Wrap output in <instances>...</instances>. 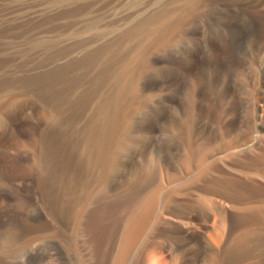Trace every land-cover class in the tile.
Masks as SVG:
<instances>
[{
	"label": "rangeland",
	"instance_id": "rangeland-1",
	"mask_svg": "<svg viewBox=\"0 0 264 264\" xmlns=\"http://www.w3.org/2000/svg\"><path fill=\"white\" fill-rule=\"evenodd\" d=\"M200 2L193 10L185 0H0V264L41 255L113 264L122 232L113 227L157 183L162 202L140 222L132 264L150 252L166 264H264V179L255 176L264 170V0ZM170 13L193 15L181 27L185 42L166 51L162 36L146 31L160 32ZM125 64L134 65L135 114L109 160L113 170L96 181L77 155L70 167L65 159ZM84 94L98 95L80 103ZM188 141L213 150L202 180H194L200 168L177 172ZM165 167L178 175L167 178ZM70 199L84 203L80 215ZM237 203L262 213L243 216ZM29 224L46 228L30 234Z\"/></svg>",
	"mask_w": 264,
	"mask_h": 264
},
{
	"label": "bare ground",
	"instance_id": "bare-ground-1",
	"mask_svg": "<svg viewBox=\"0 0 264 264\" xmlns=\"http://www.w3.org/2000/svg\"><path fill=\"white\" fill-rule=\"evenodd\" d=\"M191 1L192 0H185V2L187 4L189 3L190 5H192L191 7H196V8H192L193 10L198 9V7L200 6V3H201L200 0H196L192 4H191ZM192 15H191V18H192ZM189 16L190 15L188 14L187 16L186 15H181V17L180 16L179 17H176L174 15H171V13H170V16L167 17V20H169V22L168 21H165L161 25V27L163 29L160 32L146 31V34H148V35L151 34V33L160 34L162 36V37L161 36L160 37L163 38V42H164V45H161V46H163V47L165 46V50L166 51L179 48L181 46V44L183 42H185L184 38L182 37V34L183 33L181 31L182 30L181 27L186 22H187V24L190 22V19L191 18ZM172 19L176 20V22H175L176 24H174V23L171 24L170 23V21ZM151 21H152V19H151ZM173 25H174V27H176V26L178 28L180 27V30H175L174 28L172 29L171 26H173ZM219 34H220L219 33V30L216 31L214 38L215 39L220 38L219 37L220 36ZM176 35H178L177 38H175ZM156 36H158V35H156ZM145 59L147 60L146 57H145ZM138 62L140 63V61H138ZM144 66L145 67L147 66L146 61L145 62L144 61L141 62L139 64V66H138V69H140V67H144ZM133 70H134V65L133 64H125V65L122 66V70L120 72L114 73V75L112 74L113 75L112 82H114L115 88L113 87V90L112 91L110 90L111 92L109 91L108 92L109 94H107V95H105L103 97L98 96V97H100V99H98V104H97V107H96V110H95V114H94L95 115V118L93 117V119H94V120L92 119L93 120V123L91 122V124L88 125L89 128H87V130H86L87 131V137H85V140H82L83 142H81L79 144L76 143V144L73 145L74 146L73 147V152L74 153L73 152H71V153L68 152L67 153L65 162L67 163V165H69V167L71 166V163H72V161L75 158V155H77L78 156V160H79L78 163L80 165V169L83 171L84 169H86L88 167L87 170H90L93 173V177H94V179H96V181H98L100 178H102L101 172H103L104 170L105 171H112L113 170V167L110 166V164H109L110 163L109 160L111 158H113L114 155L116 156L118 154V148L121 147V138H122V136H126L127 135L126 132L122 133V129H123L124 126L130 124V122H131V120L133 118L132 116L135 114V110L131 109V107H132V104H134L133 103L134 102V99L137 97V92H138L137 89H138V87L136 86V84L134 83V80H133L134 79L133 78ZM101 83H102V81H100V83H98V84H101ZM97 95L98 94H96V95L94 94V95H91V97H97ZM91 97L88 96V95H86V94H84L81 97H79V102L80 103H83V102H85L86 100H88ZM128 106H129V109L130 110H128ZM61 147L64 148V150H69L70 145L68 143H66V144L61 145ZM177 147H179V146H177ZM168 153H169L170 160H173L176 154H174V151H173V148H172V144L168 147ZM181 156L179 157V159L181 160V163H182L183 167L181 166L180 169H177V172L179 174H181V172L187 173L188 171H191V170L194 171V169L197 170V169L200 168L201 169V172L199 174H197V175L194 176L195 177L194 180L195 181H197L198 179L199 180H202V179H204L207 176L208 170L206 169V165L210 164L213 161V150L204 149V148L201 149L200 146H196V144L194 145V143L188 141V144H187V147H186V150H185V154H184V156L183 155H181ZM260 158H263V157H260ZM153 160H154V158H153ZM156 163H158V162H156ZM215 166H217V165H215ZM205 169H206V171H205ZM78 173L79 174L77 176L80 177L81 176L80 171ZM178 173L177 174H174V173L171 172L170 169H168L166 167L164 169V174L167 175V178L170 177L169 179H171V177H176L178 175ZM150 175H152V167L149 165L148 171L146 173V176L149 177V178H147V177L146 178L149 179V180H150ZM255 176H258V177H261V178L264 179V170L259 171L257 174H255ZM155 178L156 177H154L152 179L154 180ZM209 178H207V179H209ZM250 179H251V177H250ZM172 180H173V178H172ZM221 180L225 181L223 178ZM251 181L252 180H250L248 182H251ZM201 182H204V181H201ZM206 182H207V180H206ZM154 183H156V181ZM240 183H241V181H240ZM254 183H255V181H254ZM251 184L248 183V185H251ZM255 184H257V182ZM70 185H71L70 188L73 187L74 185H76V180L75 181H72L70 183ZM240 186H239V188H242L244 185H242V187H240ZM246 186H244V187H246ZM256 186L259 187V184L256 185ZM137 187L135 186V188H137ZM232 187L234 188V186H232ZM142 188H145V186L142 187ZM145 189H148V188H145ZM161 189H162V185L160 183H157L156 186L153 188V190L151 189V191H149V192L147 190L148 193H146L145 195H143V196H141V197H139V198L136 199L137 200V205H136V203H135L136 206L134 205L136 207V211L134 213H132L128 217L127 222L122 226V228H120V225L119 226L117 225V226L113 227V230L114 231H117V230H120V229L122 230L121 235L119 237V241H118V244H119L118 247L120 248V251L117 253L118 255H116L115 257H113V264H132L135 261V260L133 261V257L132 258H129V253L128 252H130V250H131L130 248L134 245L133 243L135 242V239L138 238L137 236L140 235V234L138 235V233L141 230L140 227H141V224H142L140 222L142 220L144 221V219L148 218V216L152 213V211L157 207V204L160 205V201L162 199L161 198ZM241 192L242 193L243 192H246V190L241 191ZM135 193H134V195H135ZM211 193H213V192H211ZM227 193H225L226 194V197H227ZM173 194H174V192H173ZM170 195H172V194H169L168 197L166 196V198H165L164 204H166V206L168 204H170L171 202L173 204V201H174V198L173 197L174 196H170ZM134 197L135 196H133L132 199ZM219 199H221V198H219ZM228 200H229V198H228ZM216 201H217V199H216ZM214 203H215V200H214ZM223 203H225V201ZM237 204H236L237 206H234V209H236L238 212H240L241 215H243V216H246L245 214H246L247 211H252V214H253V211L257 212L256 214L262 213L261 212L262 211V208H260V206H257V205H254L253 206L252 205L251 207H247V206L244 207L243 204H239V203H237ZM77 205H78V208H79L78 215H80V213L82 212L81 210H83L84 203L83 202H80L78 200H74L73 201L72 199H70V201L68 202V206H70L71 208L72 207H75L76 208ZM223 206H224V204H223ZM223 206H222V208H223ZM132 211L133 210L131 209V212ZM0 217L3 218V216H0ZM255 217H257V216H255ZM1 218H0V226L5 225L4 224L5 223V220H3ZM5 218H7V217H5ZM247 220L248 219H246L245 221H247ZM259 221H260V219H259ZM39 222H40V220H39ZM28 226L26 225L25 228L27 227L28 228V231L30 230L29 231L30 234L36 233V232H41V231L43 232V231H45V228H46V227H44L41 224H29ZM58 228L61 229L60 227H58ZM24 229L23 228H19L20 234L22 233V231ZM80 229H82L81 228V225H76L74 230L75 231H78ZM105 229L108 230V227H105V226H94V227H92V230L94 232L95 231H98V230H100V231L102 230L103 231ZM100 231L95 232V233H100ZM26 234L28 236V233L27 232L24 235H26ZM214 235H219V231H214ZM21 237L23 239H26V237L24 238L23 235ZM66 237H67V235H66ZM209 239H213V235L209 234ZM36 251H33L34 254H36L35 253ZM149 252H150V250H149ZM157 253H159V252H157ZM28 254H29V252H28ZM159 254H161V256L163 255L161 251H160ZM33 256H31L30 259H34V258H32ZM159 257H155L154 256V253L153 252H150V253H147L142 258V262H143V264H166V261H165L166 259L159 258ZM35 258L36 259H34V260L37 261V264H59L58 262L57 263L48 262L46 260V258L44 257V255L43 256L42 255L41 256H35ZM33 261H31V260L28 259V261H26V262L24 261V262H22L20 264H36V262L35 261L33 262ZM142 262H141V264H142Z\"/></svg>",
	"mask_w": 264,
	"mask_h": 264
}]
</instances>
